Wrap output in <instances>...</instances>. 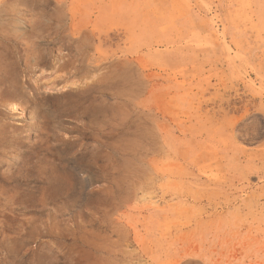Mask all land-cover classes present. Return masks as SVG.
I'll use <instances>...</instances> for the list:
<instances>
[{
	"label": "rangeland",
	"instance_id": "1",
	"mask_svg": "<svg viewBox=\"0 0 264 264\" xmlns=\"http://www.w3.org/2000/svg\"><path fill=\"white\" fill-rule=\"evenodd\" d=\"M0 221L21 264H264V0H0Z\"/></svg>",
	"mask_w": 264,
	"mask_h": 264
},
{
	"label": "bare ground",
	"instance_id": "2",
	"mask_svg": "<svg viewBox=\"0 0 264 264\" xmlns=\"http://www.w3.org/2000/svg\"><path fill=\"white\" fill-rule=\"evenodd\" d=\"M12 110L18 111L14 107H12ZM80 171H82V169H78V172ZM59 193H60V190H59ZM4 230H5L4 222L0 221V245L3 243V241H5L6 243L3 249V253H1L0 257L4 259L6 264H21L22 261H24L25 259L29 257V251L27 249H25L22 252L20 251L25 246V241L19 238L18 236L13 237V238L6 237Z\"/></svg>",
	"mask_w": 264,
	"mask_h": 264
}]
</instances>
